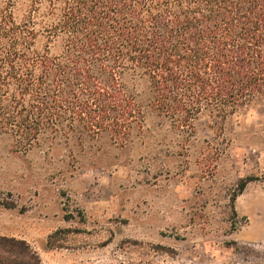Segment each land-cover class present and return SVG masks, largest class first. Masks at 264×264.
<instances>
[{"label":"trees","instance_id":"1","mask_svg":"<svg viewBox=\"0 0 264 264\" xmlns=\"http://www.w3.org/2000/svg\"><path fill=\"white\" fill-rule=\"evenodd\" d=\"M129 79L147 84L150 108L182 137L202 115L223 122L264 101V0H0V136L16 150L101 134L125 145L144 122ZM0 264L40 256L0 234Z\"/></svg>","mask_w":264,"mask_h":264},{"label":"rangeland","instance_id":"2","mask_svg":"<svg viewBox=\"0 0 264 264\" xmlns=\"http://www.w3.org/2000/svg\"><path fill=\"white\" fill-rule=\"evenodd\" d=\"M128 88L144 122L125 145L101 134L23 152L0 136V234L26 240L40 264H264V101L223 122L202 115L182 137L144 81Z\"/></svg>","mask_w":264,"mask_h":264}]
</instances>
